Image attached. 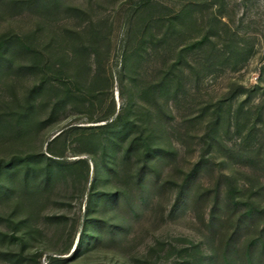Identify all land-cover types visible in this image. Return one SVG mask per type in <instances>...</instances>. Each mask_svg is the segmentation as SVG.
Here are the masks:
<instances>
[{
  "label": "rangeland",
  "instance_id": "rangeland-1",
  "mask_svg": "<svg viewBox=\"0 0 264 264\" xmlns=\"http://www.w3.org/2000/svg\"><path fill=\"white\" fill-rule=\"evenodd\" d=\"M204 36L202 46L184 50ZM0 39H11L0 54V165L49 152L89 165L60 167L63 175L44 190L35 180L17 183L16 164L0 175V233L16 235V219L27 216L32 229L20 261L19 243L0 240V264H50V255L65 264H171L191 245L220 255L238 223L227 256L244 264L245 244L264 227V0H0ZM118 113L135 121L133 132L152 130L153 143L172 155L152 161L148 202L127 217L125 238L83 243L72 258L88 198L136 190L129 176L141 147L123 163L116 149L115 172L104 179L99 171L89 192V157L100 155L97 125L105 123L96 119ZM236 150L251 163L229 158ZM250 204L253 214L238 222ZM93 208V216H124L102 200ZM252 257L264 264V248Z\"/></svg>",
  "mask_w": 264,
  "mask_h": 264
},
{
  "label": "trees",
  "instance_id": "trees-1",
  "mask_svg": "<svg viewBox=\"0 0 264 264\" xmlns=\"http://www.w3.org/2000/svg\"><path fill=\"white\" fill-rule=\"evenodd\" d=\"M206 39L207 37L204 36L202 39L189 44L184 50H191L200 47L205 43ZM21 40L22 38L16 37V45L26 49L25 41ZM10 42L11 39H0V54L4 50H6ZM179 55H181V53ZM176 64L177 61L171 64V68H174ZM113 114L114 111H112L111 115ZM124 114L118 113L113 120H110V118L106 116L96 119V122L105 121V123L97 125V128L101 131L100 133H98V136H100L98 138V145L101 148L100 155L98 158L93 156L89 157V161L92 164V169L95 171V176L90 180L89 183V192H92L93 187H95L97 173L99 171L105 173L103 176L104 179L108 178L109 173L115 172V169L112 166L114 163L112 155L113 153H116V149H121L119 159L120 163H123L125 161L128 162L131 154L133 152H139L138 148L141 147V152H139L138 156L140 166L136 168L131 177L129 176V179H131V182L136 190L132 195H130L127 190L120 188L105 190L100 192L99 195H97L99 192H96L94 195L90 194L91 196L85 203V219L79 232L78 239L74 247L75 253L73 254L72 258H75L78 255L79 249L83 243H86L85 245L87 246H95L98 243H102L105 239V236L109 242L113 243H119L123 238H125V234L128 231L127 217L129 216L130 218H136L148 202L146 173L151 168L152 161L154 159H160L172 155V152L171 150H169V148L160 147L153 143V133H151L152 130L147 131L145 128H142L138 129L136 132H133V130L131 129L132 125L135 126V121L128 119V117H126ZM215 123H217V121L214 122V124ZM101 134L103 136H101ZM59 135L60 133L55 135L52 138L51 143L56 142L59 139ZM123 141H126V143L122 144ZM49 154V156L44 155V153L28 154L23 159L16 158V162L13 159L4 162L2 165H0V175H10V168L12 167V165L16 164V169L18 167V172H20V178H18L17 183H20L23 187H25V185L29 183V181L35 180L36 184L39 183L41 185L42 183L44 190L48 186L50 187L51 179L57 177L59 174H62V170L59 169L60 167L70 168L74 165H80L82 167H85V170L88 171L89 165L88 161L85 158H78L76 161L68 163L60 159L62 158V155L59 153L56 154L49 152ZM228 156L229 158L242 161L245 164L251 163L250 156H248L246 152L241 150L231 151L230 153H228ZM40 160H45V164L42 166L35 165V162ZM33 162L34 165L32 164ZM196 167L188 172L181 182L175 196L176 203L177 201H183L182 197L184 188L188 185L189 179L193 176ZM153 185L154 187H156L155 184ZM93 190L96 191L95 189ZM1 192H6V188H0V193ZM25 192L26 191H24V193H22L21 195L24 196ZM215 192L216 193L214 196V200H216L218 196L217 188H215ZM227 193L229 197L232 198V203L238 204L239 201L234 199V188H229ZM25 195H27V193ZM100 200H102V206H104V208H121L124 216L122 215L118 218L116 214H108V219L102 218L100 216H93V207H95V205ZM18 208H21V206L19 202H16V210H18ZM253 210L254 207L252 206V204L248 205L244 214L237 218L238 222L243 221V216H251L253 214ZM28 222V216L16 219V235L14 232H12L11 234L0 233L1 241L9 239L10 241L16 240L19 243L20 250L16 252V259L18 261L24 259L22 255L25 246L27 245V237L32 233V229ZM238 229L239 223L235 226V229L224 241V249L220 255L213 254L206 256L196 245H191L189 249L183 250L185 252L184 255H181L180 258H176L177 260H175L171 264H231L227 256V252L228 249L233 246L235 241L239 239ZM263 232L264 227L261 229V235L251 238L245 244L243 250L244 264H254V260L252 257L253 248H255L256 246H260V248L262 249L264 248ZM9 255L15 256L13 252H10ZM31 257L32 260L36 263L37 257L34 255ZM49 260L50 264L56 262L65 264L68 262V259H60V257L51 255L49 256Z\"/></svg>",
  "mask_w": 264,
  "mask_h": 264
}]
</instances>
